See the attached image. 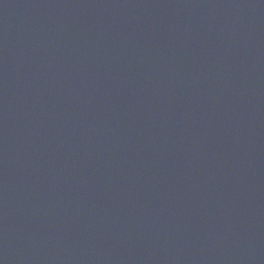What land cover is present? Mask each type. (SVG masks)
I'll return each instance as SVG.
<instances>
[{
    "label": "water",
    "instance_id": "1",
    "mask_svg": "<svg viewBox=\"0 0 264 264\" xmlns=\"http://www.w3.org/2000/svg\"><path fill=\"white\" fill-rule=\"evenodd\" d=\"M0 264H264V0H0Z\"/></svg>",
    "mask_w": 264,
    "mask_h": 264
}]
</instances>
